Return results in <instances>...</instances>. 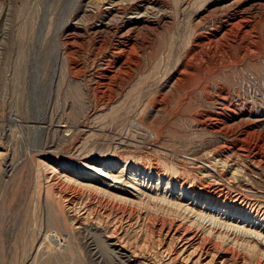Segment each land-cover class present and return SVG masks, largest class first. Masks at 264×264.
Returning <instances> with one entry per match:
<instances>
[{"label":"rangeland","instance_id":"obj_1","mask_svg":"<svg viewBox=\"0 0 264 264\" xmlns=\"http://www.w3.org/2000/svg\"><path fill=\"white\" fill-rule=\"evenodd\" d=\"M148 1L151 9L140 0H0V264H96L90 237L112 264L103 246L107 230L96 215L83 225L67 213L62 221L56 209L63 200L47 206L37 199L38 185L44 189L49 177H67L82 189L86 181L78 164L89 153L96 159L145 158L154 168L172 160L178 171H189L211 188L213 180L200 179L184 159L218 161L215 169L229 178L235 167L221 163L228 157L239 175L252 180L253 190L264 192V0ZM112 3H120L121 10L108 16ZM83 4L90 6L87 18ZM98 5L103 10L96 12ZM241 16L245 28H230L228 18L236 23ZM75 22L79 28L70 48L66 35ZM128 28L135 29L126 34ZM61 40L75 67L70 85L55 57ZM109 71L114 74L107 82ZM57 123L68 127L59 129ZM161 166L156 169L164 172ZM223 183L219 194L232 196ZM246 199L243 205L250 208L254 202ZM262 201L261 213L257 206L253 210L261 217ZM88 205L84 190L74 216L83 217ZM138 226L121 233L132 251L141 244Z\"/></svg>","mask_w":264,"mask_h":264},{"label":"bare ground","instance_id":"obj_2","mask_svg":"<svg viewBox=\"0 0 264 264\" xmlns=\"http://www.w3.org/2000/svg\"><path fill=\"white\" fill-rule=\"evenodd\" d=\"M120 3H112V6L108 8V11H106L107 8H104V10L106 9V14L111 16L113 15V10H121ZM141 3L144 9H147L148 7L151 9L150 1L140 0V4ZM132 7H136V3ZM81 8L82 7L80 6L79 11H81ZM93 9H97L96 12H98V10H101L102 8L101 5H98L97 8ZM136 10L137 8H133V12ZM88 11H90V6L84 5L82 8V14L86 18L89 16L87 15ZM136 12H138V10ZM136 12L133 14L134 16ZM120 16L121 15L118 16V22L122 23L123 16ZM241 17H239L241 18L240 21L234 23V18L229 19V16L228 20L232 21L230 28L239 27L243 30L245 26H243L244 24L242 23L245 18L243 16ZM86 18H83L85 19L84 22L88 23L89 20ZM249 26L252 27L251 25H248L247 28ZM81 27L84 28V26ZM70 28L72 30H69L70 33L66 35L67 38L76 35L75 30L79 27L75 22ZM230 28L227 31L225 30V34H230L233 29ZM134 29L128 28L125 32L126 34H129V32L131 34V31ZM74 37H71V39L69 38V43L67 42L70 48L71 45H73ZM221 37H223V35ZM63 41L64 40H61L60 43H57L55 57L58 59V62L61 63V69L66 72V76H68L67 83L70 85L76 81L72 74V69H75V67L71 69L69 64L70 59H68L70 53L66 52L67 44L64 43L66 41ZM199 46L202 47V45ZM117 52L119 55H123L122 52L125 51L118 49ZM110 74H114V72L109 71L108 75L104 76V80L107 82L112 80L109 77ZM97 76L98 75L95 77ZM97 84L100 85V83ZM97 112L95 111V113ZM100 112L102 113V111ZM95 113H92L90 117L95 116ZM11 123L17 124L18 121L13 117ZM32 124L36 126L39 123ZM55 127H59V129H67L65 127L68 126H58L57 123ZM89 129L91 130L92 128ZM73 131H75V129ZM89 138H91V136ZM245 151L246 147L238 150L236 158L242 156ZM144 159L132 156L129 158H113L109 157L108 154H104V156L100 155L99 158L96 159L91 153L83 155L80 157L82 162L78 164L79 168L82 170V172L80 171L82 173L80 178L86 181L85 184L82 183V189L81 187L78 188L75 187V185L73 186L72 184H69L70 179L67 177L65 178L66 181H61L56 178L50 179L49 177L48 184L44 189L38 185L37 199H42L47 206H49L50 203H57V201L59 203L60 200H63V204L59 207L60 210L56 209L60 212L62 221H65L64 213H67L69 214V220L75 223H80L79 225H83L82 221H87L89 216L96 215V218L104 223L105 230H107L106 232L103 231V236H106L103 246L112 256V258H110L113 260L112 264H154L155 262L153 261L155 259L162 258H165L166 261L162 264H264V260L262 259L264 256V216L261 217L258 215L260 211L259 208L263 203L262 200H264V192L253 190V186L251 185L252 180H250L247 175H239L242 171L237 169L238 166H236L232 160L226 157L225 160L221 161L224 165H229L231 168L235 167L232 173L229 174V178H223V176L220 175V172L215 169V162L218 161L213 160L214 162L211 164L209 161L210 158L207 159V161H203L197 157L184 159L186 165H191L192 168L199 171L200 175H202L200 179L209 178L213 180L214 184L210 183L211 185L213 184V188H211L210 185L204 186V182L202 181L203 183H201V181L197 180L195 176H190L189 171H186L187 174L183 173L184 170L182 172L178 171L174 164L170 163L172 160L169 163L165 162L167 164L163 163V167L161 166L162 163L158 165L161 166V169L164 171L160 172L156 169L158 166L154 168L155 166L152 162H149L148 159ZM42 166H44L43 168H46V164ZM55 171L56 170L53 169V172ZM88 171L95 174V176ZM222 179L224 181V187L230 190L227 191L230 193L234 192L232 196L223 197L219 194L220 190H217V188L221 187L218 185ZM78 185H80V183H78ZM84 190L88 191L89 205L82 213L83 217L79 218L74 216V211L75 206L80 202L83 196ZM214 190L217 193L213 192ZM67 192L69 193L67 194ZM203 192L205 197L202 196ZM212 193L217 194L215 199L210 198L213 197V195H211ZM243 198H248V200L246 199L247 201L254 202L253 205H249L251 207L246 208L247 203L245 202L246 205H243L245 204ZM254 206H257L259 211H253ZM252 212L255 213L252 214ZM111 216L113 218H111ZM176 218H181L182 220L178 221ZM109 223L112 224V227L106 228ZM134 225H139L137 228H139L138 233L141 234V244H138L136 248H134V251H132L126 246V243H123L121 233ZM90 238L92 240L90 243H94L90 249L93 262L96 264H107L105 254L102 252L99 245L100 242L93 237ZM223 244H226V246L223 247Z\"/></svg>","mask_w":264,"mask_h":264}]
</instances>
